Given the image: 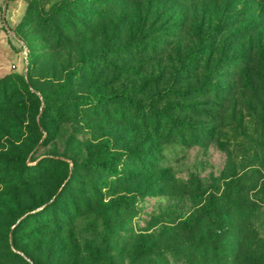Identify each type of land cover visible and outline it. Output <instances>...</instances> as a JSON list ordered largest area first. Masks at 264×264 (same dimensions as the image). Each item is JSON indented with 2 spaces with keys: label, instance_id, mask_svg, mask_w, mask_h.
<instances>
[{
  "label": "rangeland",
  "instance_id": "obj_1",
  "mask_svg": "<svg viewBox=\"0 0 264 264\" xmlns=\"http://www.w3.org/2000/svg\"><path fill=\"white\" fill-rule=\"evenodd\" d=\"M263 7L0 0V264H264Z\"/></svg>",
  "mask_w": 264,
  "mask_h": 264
},
{
  "label": "trees",
  "instance_id": "obj_2",
  "mask_svg": "<svg viewBox=\"0 0 264 264\" xmlns=\"http://www.w3.org/2000/svg\"><path fill=\"white\" fill-rule=\"evenodd\" d=\"M264 0H262V3H263V5H264V2H263ZM264 8V7H263ZM222 24H223V22L222 21H220L217 25H216V27H215V29H213L212 30V32H216V34H218L220 31H221V29H222ZM204 45H209L208 43H202V45L201 46H204ZM211 46H213V44L211 43ZM84 60V58H82L81 59V61H83ZM210 63H209V57H208V61H206V63H205V66H206V75H205V80H208L209 79V76H210V74L212 73V72H210L211 70H209V67L207 68V66L209 65ZM78 65H76V67H77ZM262 78L264 79V48L262 47ZM206 91H210L209 89H206V87L205 88H203L202 90H201V94L200 95H205L207 92ZM97 164H99V165H101V166H103V167H105V168H107V169H109L110 171H114V172H116L117 170L115 169V168H113L107 161H98L97 162Z\"/></svg>",
  "mask_w": 264,
  "mask_h": 264
}]
</instances>
